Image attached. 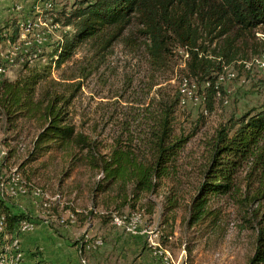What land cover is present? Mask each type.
Returning <instances> with one entry per match:
<instances>
[{
	"label": "rangeland",
	"instance_id": "1",
	"mask_svg": "<svg viewBox=\"0 0 264 264\" xmlns=\"http://www.w3.org/2000/svg\"><path fill=\"white\" fill-rule=\"evenodd\" d=\"M72 1L0 0V27L16 21L21 28L19 42L3 51L8 80L20 73L21 61L14 62L19 51L35 45L38 53H50L61 31L53 19ZM129 37L105 54L84 45L61 68L51 69L48 79L57 82L55 87L74 95L68 111L76 130L107 147L116 141L130 145L150 160V130L167 104L173 109L174 136L192 137L158 189L133 200L125 190L121 206L115 187L94 192L102 175L69 151L29 160L39 123L20 119L10 130L0 114V200L30 217L23 225L28 229L0 248L7 264H33L30 251L41 253L46 264H248L255 233L235 197L209 198L206 214L195 223L190 217L215 133L230 119L264 105V30L255 31L245 59L223 66L211 101L203 90L208 85L186 77L182 52H176L170 69L155 70L143 38ZM12 176L18 177L17 187ZM18 187L24 189L21 194L15 193Z\"/></svg>",
	"mask_w": 264,
	"mask_h": 264
},
{
	"label": "trees",
	"instance_id": "2",
	"mask_svg": "<svg viewBox=\"0 0 264 264\" xmlns=\"http://www.w3.org/2000/svg\"><path fill=\"white\" fill-rule=\"evenodd\" d=\"M53 22L61 31L50 53H38L35 45L25 53L19 51L14 62L21 61L20 73L12 81L4 75L9 60L3 51L19 42L21 28L16 21L0 27V114L10 130L20 119L39 123L29 160L69 151L76 161L102 175L94 192H112L115 187L125 206L127 196L121 192L128 190L133 200L160 187L192 134L175 137L172 106L162 104L150 130V160L120 141L104 146L76 130L68 111L74 95L55 87L57 82L48 79L51 69L61 68L84 45L105 54L133 34L143 38L155 70L170 69L176 52H182L186 77L198 86L208 85L203 90L211 101L223 66L245 59L244 50L255 31L264 30V0H73L56 12ZM202 175L190 222L206 214L209 198L235 197L250 216L243 220L255 233L248 264H264V105L230 119L215 133ZM0 216L9 243L30 222L28 215L13 213L1 200ZM28 254L33 264H46L38 251Z\"/></svg>",
	"mask_w": 264,
	"mask_h": 264
},
{
	"label": "built area",
	"instance_id": "3",
	"mask_svg": "<svg viewBox=\"0 0 264 264\" xmlns=\"http://www.w3.org/2000/svg\"><path fill=\"white\" fill-rule=\"evenodd\" d=\"M10 182L12 183V185H14L15 187H17L18 177H14V176H12ZM15 189H17V190L15 191V193L17 192V193H20V194H21V191L24 190V189L21 188V187H18V188H15ZM113 222H114L115 225H121V221H120V219H118V218H114V219H113ZM29 230H31V226H30V225H29ZM127 230H129V228H128ZM9 240H10V236L4 234L3 226L0 225V248H5V244H7V242H8ZM99 243H100V242H97V243H96L97 246L100 245ZM98 244H99V245H98ZM0 264H7V261H4V263H0Z\"/></svg>",
	"mask_w": 264,
	"mask_h": 264
},
{
	"label": "crops",
	"instance_id": "4",
	"mask_svg": "<svg viewBox=\"0 0 264 264\" xmlns=\"http://www.w3.org/2000/svg\"><path fill=\"white\" fill-rule=\"evenodd\" d=\"M8 207H9V205H7ZM10 208V210L13 212V213H22V212H18V210H13L11 207H9ZM21 240H22V242L24 243L25 242V240H26V236H25V234L21 237ZM2 250V249H1ZM2 252V251H1ZM4 253V252H3ZM3 253L1 254V255H3ZM60 255H61V253L60 252H58ZM5 254V253H4ZM67 255H68V253H66ZM0 255V256H1ZM6 255V254H5ZM52 254L48 251V256L50 257ZM53 255H55V254H53ZM69 256V255H68ZM52 258V257H51ZM73 258H71V260H72ZM70 260V261H71Z\"/></svg>",
	"mask_w": 264,
	"mask_h": 264
},
{
	"label": "bare ground",
	"instance_id": "5",
	"mask_svg": "<svg viewBox=\"0 0 264 264\" xmlns=\"http://www.w3.org/2000/svg\"><path fill=\"white\" fill-rule=\"evenodd\" d=\"M1 217V216H0ZM2 221H3V218H0V225L2 226ZM26 229H28V227L27 226H24L23 227V231L24 230H26ZM7 245V244H6ZM8 246V245H7ZM7 246H6V248H7ZM11 248V247H10ZM4 250V249H3ZM8 250L6 249V251L5 252H7ZM8 253V252H7ZM10 254V253H9ZM2 256H5V254L3 253V255ZM18 258V257H17ZM4 261H6V260H4L2 257H0V263H4ZM13 261V260H12ZM16 263H18V262H16ZM11 264H13L12 262H11Z\"/></svg>",
	"mask_w": 264,
	"mask_h": 264
}]
</instances>
